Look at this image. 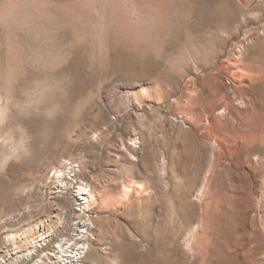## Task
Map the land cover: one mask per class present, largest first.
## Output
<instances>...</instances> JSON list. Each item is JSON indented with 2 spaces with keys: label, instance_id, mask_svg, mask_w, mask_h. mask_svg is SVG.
<instances>
[{
  "label": "rangeland",
  "instance_id": "1",
  "mask_svg": "<svg viewBox=\"0 0 264 264\" xmlns=\"http://www.w3.org/2000/svg\"><path fill=\"white\" fill-rule=\"evenodd\" d=\"M173 5L179 11L169 16L170 32L160 37L157 49L113 40L101 52L89 39L76 40L70 30L59 32L49 49L34 46L20 35H12L16 36L13 39L0 27V116L4 114L0 117V264H35L65 237L83 232L88 219L93 225L88 223L89 233H82V240L93 237L100 253H91L90 261L107 264L104 257L115 255L125 264H190L189 250L172 253L151 230L143 234L138 226L130 229L133 236L137 230L148 236L151 249L146 260L140 258L141 249L125 246L122 250L111 234L120 219L107 206L113 200H125L127 187L158 191L157 202H147L143 211L148 212L150 225L157 224L164 209L159 185L141 169L146 153L131 143L140 128L147 129L152 146L168 162V190L176 189L174 182L179 177L190 179L199 163L196 188L212 192L209 202L214 208L209 216L214 225L209 229L218 234L199 239L196 264H251L244 254L247 231L260 227L262 236L252 229L254 239L248 247L256 239L264 241V83L252 92V104L233 101V94H228L232 109H243L244 114L242 178L237 157L229 170L218 160L213 179L209 177L215 146L199 139L200 130L189 129L180 110L206 109L215 90L223 85L232 88L225 72L219 71L228 54L239 50L246 64L264 67V43L256 46L264 30V0H174ZM36 56L60 59L47 66ZM195 65L204 69L194 73ZM41 90L45 95L41 96ZM230 118L232 124L237 123L234 113ZM60 172L65 178L59 177ZM80 184L89 185L99 195L100 203L88 216L74 198ZM199 219L197 211L190 224ZM42 234L47 240L26 257L31 242ZM160 250L165 263L159 258ZM261 255L258 261L264 264Z\"/></svg>",
  "mask_w": 264,
  "mask_h": 264
},
{
  "label": "bare ground",
  "instance_id": "2",
  "mask_svg": "<svg viewBox=\"0 0 264 264\" xmlns=\"http://www.w3.org/2000/svg\"><path fill=\"white\" fill-rule=\"evenodd\" d=\"M66 1L68 2V0ZM238 1L240 2V0ZM173 2L174 0H70L68 3H63L62 0H0V27L6 33L10 34L9 36L20 35L22 38H24L23 40L29 39L30 42H34L33 45L36 43L39 46L42 45L41 47L43 48H47V46H49V49L52 44L57 41L58 38L56 39V35H59V32L61 33L62 31L66 30L73 31L76 40L81 39L82 41L84 38L87 40L89 39L88 41L91 42L94 47H98L101 52L105 51L106 48H108L107 46L113 40L119 42L120 45L122 42V44H131V47L134 46L140 49L141 47L157 49L159 48L158 44L160 37L169 31L170 25L168 23L169 18L172 15L171 13L173 10H175L174 13H178L179 11L172 7L174 6ZM175 3L176 5L178 4L177 1H175ZM183 13L185 12L183 11ZM260 33L262 34V37L261 35L258 36L256 46L262 45H259V42L264 43L263 28ZM254 40L253 42H250L254 43ZM43 51H46V49H43ZM40 53L41 51L38 53V55H40ZM49 54L53 55L52 52H49L48 55ZM18 57L20 58V56ZM45 57H47V54ZM45 57L42 56L40 59L36 56L34 59L39 60V62L43 65L50 66V64L56 62L59 58L48 56L49 58H46L47 60L42 59ZM39 62L37 61V63ZM193 67L194 73L200 72L204 69L200 65H195ZM219 71L225 72L227 77L226 79L229 80L232 85H230V87L232 88L225 89L222 83L224 88L220 87L214 91L211 99L208 98V100H210H207L208 102L207 106L205 107L206 109H179L180 115L185 121H187L189 129L196 132L199 130L201 131L199 139H201L202 142H212V144L215 146L211 170L208 172L210 175L209 177L213 179V172H215V168L218 165V160H221L224 164V167L229 170L228 167L231 166L234 158L237 157V160H235L238 176L239 178H242L244 176V114L243 109H232L234 106L232 103L233 101L244 100L245 103L252 104V92H254L256 87L258 88L260 84L264 83V67H256L252 64L249 65V63L246 64L245 54L243 55V53H241L239 50H236L233 52V54H228L227 59H225V61L220 65ZM41 91H38L39 93L37 95H41ZM42 92L43 94L41 96L45 95L44 91ZM229 93L233 94V101L228 99ZM256 102L257 100H255V103ZM232 113L237 116L236 124H232L231 122L230 115ZM145 130L147 129L140 128V134L132 135L134 137L133 142L131 143L137 144V146L141 149V151L139 150L140 153L143 151L146 153L147 160H144L141 165V169L144 174L154 178L159 185L162 193L160 201L162 202L164 209L162 212L160 211V218L158 219L157 224L150 225L147 222L148 212L143 211L144 209L146 210L149 202H157L158 191H138L127 187L125 190V200L119 199L118 201L116 199L112 202L110 200L111 206L109 204V206H107V209H109L114 216L120 219V222H114V227L111 231V234L113 237H116L119 247L122 250L127 249L125 246H131L136 250L141 249L140 258H142L141 260H146V257H149V250L151 248L149 249L150 246L148 245V242L150 240L147 239L148 236L146 237V235L143 234L151 230L152 235L157 238L156 240H158V242L164 246L165 249L170 250L172 253L174 252L175 254L182 248L189 250L191 260L190 264H196L199 253V249L197 247L199 239L201 240L202 238L208 237L210 239L213 236L216 237L218 234V231L209 229L210 226L214 225L211 216H209L211 209L214 208L212 206V202H209V197L212 192L209 194L207 190L205 191L203 189V187L200 189L196 188V184L200 175L199 163L195 165L191 178L187 179L189 181L183 179L181 176L177 179V181L174 182L176 189L174 188L173 191L168 190V183L166 182V174H168L166 173V164L168 162H166V158L163 156V154H159V150L155 148V145L152 146L153 139ZM134 150L137 151L138 148L137 150ZM261 163L264 162L261 161ZM65 176L66 174L61 172L59 173L60 178H65ZM175 178H177V175ZM206 187L207 186H205V188ZM98 196L99 195L96 194L89 185L80 184L79 188H77L74 198L80 204V210L82 213L88 216L89 214L93 213L92 210L95 205L100 203ZM109 196L112 197L111 195ZM197 211H199V222L190 224L192 215L197 213ZM218 211L220 210L218 209ZM213 215L215 216V214ZM89 222L93 225L92 221L88 219L87 222H84L82 225L83 232H78L72 237H65L62 241L57 243V246H55L54 250H52L49 254H45L42 258L36 261L35 264H98L95 261L88 260V256H90L91 253L95 251L98 253L96 250L97 247L94 245L95 242L93 237H91L92 239L87 240L86 238L85 240H82L83 237H85L84 234L89 233L86 229ZM135 226H138L136 228H140L143 234L141 232L138 233L139 230H137L136 236L131 235V230H133V227ZM206 227L208 228L205 229ZM259 228L256 226L252 227L253 231H256L254 234H257L258 237L261 235L259 233ZM251 231H247V235L245 234L249 237V239H247L248 237L244 239V254L250 258L251 264H259L261 263L259 262V255H264V250H261V244L264 241L260 242L261 238L259 240L256 239L254 244H251L252 246L248 247V242H250L251 239H254V235L251 234ZM261 231L264 232L263 229H261ZM246 239L249 241H246ZM46 240L47 236H44L43 234L37 237V239H34L33 242H31L30 251L26 253V257H30V255L37 252V248H41V244ZM126 240L128 243L125 242ZM201 241H203V239ZM170 251H168V253ZM165 252L166 251H164V253ZM161 253L162 252L160 250L158 254L160 255ZM207 253L208 252H206V254ZM99 254L100 253H98V256ZM161 255L162 256H159V258L165 263L167 260L164 258L165 256L163 257L164 254ZM208 256H210V254ZM104 259L108 262L107 264H125L115 255L110 257L105 256ZM168 263L170 264V262Z\"/></svg>",
  "mask_w": 264,
  "mask_h": 264
}]
</instances>
